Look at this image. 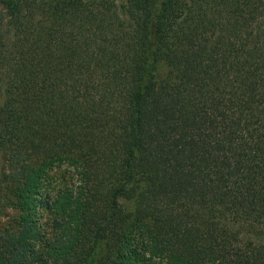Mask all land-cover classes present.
<instances>
[{"label":"trees","instance_id":"trees-1","mask_svg":"<svg viewBox=\"0 0 264 264\" xmlns=\"http://www.w3.org/2000/svg\"><path fill=\"white\" fill-rule=\"evenodd\" d=\"M8 210L0 264H264V0H0Z\"/></svg>","mask_w":264,"mask_h":264},{"label":"rangeland","instance_id":"rangeland-1","mask_svg":"<svg viewBox=\"0 0 264 264\" xmlns=\"http://www.w3.org/2000/svg\"><path fill=\"white\" fill-rule=\"evenodd\" d=\"M7 214L9 215L0 217V236L7 237L12 242L18 237L20 230L14 226L15 214L10 212V210L7 211Z\"/></svg>","mask_w":264,"mask_h":264}]
</instances>
